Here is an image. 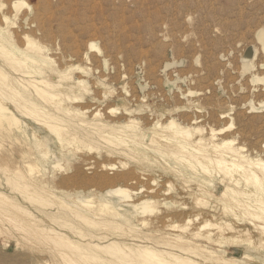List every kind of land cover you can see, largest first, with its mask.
I'll return each instance as SVG.
<instances>
[{
	"label": "rangeland",
	"instance_id": "1",
	"mask_svg": "<svg viewBox=\"0 0 264 264\" xmlns=\"http://www.w3.org/2000/svg\"><path fill=\"white\" fill-rule=\"evenodd\" d=\"M14 1L0 0V28L5 30L8 40L21 50L26 45L24 35L38 42L40 49L50 57L42 66L43 69L51 65L59 71L71 67L74 69L71 71L74 80L79 78L86 81V93L72 88L71 91L83 95L77 102L67 101L66 104L85 111L83 117H79L87 122L80 125L75 117V122L63 123L61 141L42 124L16 112L12 101L0 99L26 123L23 124L24 133L15 129L7 131L5 119L0 116L3 120L0 123V191L15 202L18 200L17 204L23 208L27 206L26 210L39 224L57 229L72 240L82 241L78 233L83 232L88 234L85 238L94 243L99 241L98 236H107L127 245L149 246L154 245L155 240L163 242L169 236L179 234L189 239L192 245L194 242L204 250H224L222 255L225 257H241L246 252L251 255L249 262L264 264V246L260 245L264 235L254 230L247 221L238 222L231 214L222 211L225 200L203 194V190L219 194L228 177L215 172L212 167L209 172L195 163L190 165L178 161L177 156L168 149L161 150L166 145L176 149L174 143H165L159 138L161 136H156L158 143L162 144L158 149H155L156 142L150 143L149 140L155 122L162 124L165 134H173L177 127H202V136L205 138L211 137L209 128H223L214 137V142L233 138L231 140H236L235 145L245 148L243 153L248 157L264 158V82L256 79H264V0H139L140 3L137 1L136 4V0H47L48 7L46 0H21L24 4L16 7L12 5ZM119 28H123V33ZM34 52L38 55L40 51ZM248 62L249 65H246ZM0 65L9 74H15L1 57ZM254 74H261V77ZM70 80H64L63 83ZM93 110L102 111L101 120L108 125H120L125 120L136 118L138 123L135 129L140 127L148 135L146 149L124 154L98 138L94 129L88 125V122H94ZM107 119L112 120L111 123ZM170 121L175 122L173 128L168 125ZM72 132L80 136L82 141H70ZM47 135L49 141L46 140ZM34 136L42 142L41 146H35ZM198 137L195 133L192 138ZM88 144L94 147L90 148ZM46 150L50 151L51 159ZM108 150L111 153H107ZM52 153L59 160L55 161ZM26 161L36 164L31 173H26ZM15 168L22 171L32 188L34 185L36 189L40 188L38 191L48 193V196H43L50 205L26 199L18 189L6 182L5 170L12 171ZM42 172L45 175L38 178L29 175ZM241 180L243 188L248 186ZM114 185H124L130 189L131 203L145 198L153 199L156 201L153 211L136 214L130 206L120 203L119 212H125L122 215L131 224L122 218L112 217L108 212L98 211V204L105 191ZM260 196L264 198V193ZM86 197L92 201L93 206L89 215L90 209L86 204L77 201V198ZM195 197L204 198L205 204H196ZM62 201H65V206L60 204ZM69 208L80 213L85 211L83 214L94 220L106 219L113 223L89 227L84 220L69 212ZM1 213L0 264H64L47 242L38 240L36 232L15 227ZM188 218V231L167 228L173 222L184 224ZM142 220L146 223L142 224ZM203 220L215 226L202 229L201 235L194 238L190 232L198 229ZM226 222L232 224L234 232L225 227ZM116 224L120 228H116ZM71 228L76 229V232ZM166 250L178 252L176 247ZM98 254L107 261L110 259V254ZM189 256L200 264H215L210 259ZM145 263L141 261L139 264ZM97 264L105 262L98 261Z\"/></svg>",
	"mask_w": 264,
	"mask_h": 264
},
{
	"label": "bare ground",
	"instance_id": "2",
	"mask_svg": "<svg viewBox=\"0 0 264 264\" xmlns=\"http://www.w3.org/2000/svg\"><path fill=\"white\" fill-rule=\"evenodd\" d=\"M137 1L139 2V0H136L135 4L138 3ZM41 2H42V0H41ZM46 3H47V0H46ZM126 3H127V1H126ZM19 4H24V2L21 0H15L12 3V5L14 7L18 6ZM40 5H41V3H40ZM47 5L49 6L48 3L46 4V6ZM32 6H34V5L32 4ZM95 7H96V5L93 7V9ZM124 10H125V8L122 11H124ZM138 10H139V8H138ZM34 12L37 13L36 11H34ZM130 12H131V9H130ZM96 13H98V12H96ZM125 13H124V15H125ZM99 14L101 15V13H99ZM97 16H98V14H97ZM120 16H122V15H120ZM32 17H35V16H32ZM47 18L48 17H46V20H47ZM101 19H102V17H101ZM56 20H58V19H56ZM117 21L118 20H116L115 22H117ZM119 22L120 21H118V23ZM47 25H49V24H47ZM136 25H137V23H136ZM133 26L136 27L135 25H133ZM94 28L95 27H93V31H94ZM107 29H108V26H107ZM119 29H122L121 32L123 31V28H119ZM97 32H99V31L97 30ZM93 34L94 33L92 32V35ZM23 38L25 39L26 45H25V48L23 50H21L19 47L12 44L8 40V38L5 34V30L0 28V57L3 59V62L6 65H8L10 67V69H12V71L15 72L14 75L9 74L0 65V99L5 100V101H7V100L12 101V105L14 104L13 107H14L16 112L23 115L27 119H30V120L38 123V124H42L46 129H48L51 132H54L58 136V138H60V140L62 141V138H61L62 136L60 134L63 130L61 128L62 126H64L63 123H67V122H71V121L75 122V117H77L76 122H80V125L85 124V122H87L83 118H80L81 117L80 115H82V117H83V114L85 113V111L74 108L72 106H68L66 104L67 101L68 102L69 101H72V102L76 101L77 102V100L81 97L82 93L80 92V94H77V93L71 91L72 88L75 87L79 91L85 92L87 90V83L85 80L79 79V78L74 80V78H72V76H71V71L74 69L71 67L69 70L59 71L56 68H54L56 66L53 67V65H51L48 69H43L42 66L44 65L46 60L50 58V57H48L49 54L47 55L46 51H43L42 49H40L38 42L33 40L28 35H24ZM77 49H79V48H77ZM30 51H33V53ZM34 51H40V52L37 55V54H35ZM50 51H53V50H50ZM74 51H75V48H74ZM82 51L85 52V50H82ZM236 54H237V52H236ZM259 54H261V53H259ZM85 56H87V55H85ZM241 57H242V53H241ZM256 58H258V57H256ZM234 59H236V58H234ZM260 59H261V57H260ZM168 65H170V64H168ZM246 65H249V62ZM166 67H169V66H166ZM81 71H83V69H81ZM95 72H97V71H95ZM259 76L257 75L256 77H259ZM248 78L251 79V77H248ZM68 79H71V80L69 82L63 83L64 80L66 81ZM256 79L257 80H263V82H264V79H262V78L261 79L256 78ZM248 82H250V84H251V81H248ZM249 87H251V86H249ZM262 88H263V86H262ZM247 89H248V87H247ZM255 89H256V87H255ZM78 90H77V92H78ZM246 92H248V91L246 90ZM250 92H251V90H250ZM85 93H84V95H85ZM249 96H250V94H249ZM259 96H261V95H259ZM254 97H255V95H254ZM261 98H262V96H261ZM253 105H254V103H253ZM263 105H264V103H263ZM256 107H258V106H256ZM111 108H113V107H111ZM116 108H118V107H116ZM251 108L254 109L255 107L251 106ZM126 109L125 110L123 109V110L126 112ZM133 110H135V109H133ZM137 111H139V110H137ZM101 112L99 110L94 111L92 113V116H93L92 120H94V122H91V123L88 122V125H90L92 127V129H94L98 138L100 137L107 144L111 145L115 149H118L119 152L124 153V154L127 152H129V153L135 152L136 150L141 149V148L146 149V143H147L148 135H145V133L141 130L140 127L137 130L135 129V127L138 123L136 118H130L129 120H125L126 122H124L123 124H120V125H114V124L108 125V124H105L102 122V120H101L102 113ZM107 113H108V111H107ZM0 116L4 117V119H5V122H6L5 128L7 131L8 130L14 131V129H15V130H22L24 133L25 130L23 128V124L26 125V123L9 106L4 104L1 100H0ZM224 116H225V114H224ZM111 119H113V118H111ZM2 121L3 120L0 119V123ZM110 121H112V120H108V122H110ZM119 121H121V120H119ZM74 122H72V124ZM168 125L170 128H173L175 125V122L170 121ZM162 129H163V126L161 123H159V122L154 123V127L152 130V136H150L149 140H150V143H151V141L156 142L157 145L155 144L156 145L155 149L162 147V144L158 143V141H157L156 136L158 135V136H161L159 138L162 141H164L165 143H169V144L174 143V146L176 149L171 148L170 145H168L169 147L166 145V148H161V150L162 149H164V150L168 149V151L170 153H172L175 157L177 156L176 159L178 161H181L182 163L185 162V163L190 164V165H193L195 163L198 166H200V168L203 169L204 171H209V172H211L210 167H212L213 170H215V172L224 174L225 177H228L225 181H224V179L220 180V181H224V183H223L224 187L220 191L219 194L216 195L212 191H208V190H203V194L214 197L218 200H223V201L225 200L224 205L222 206V211L231 214L235 218V220H237L238 222H242L244 220L247 221L250 225H252L254 227V230L256 229L258 232H260L261 234L264 235V198L260 196V194L264 193V192H260V191H264V158H250V157H248L247 155H245L243 153L245 148L243 149V146H241L239 144L235 145L234 143H236L235 142L236 140L235 141L231 140L233 138L224 139L221 142H217V141L214 142V139H215L214 137L216 136L217 133L221 132V130L223 128H221V129L218 128L219 130L209 128L210 131L209 130L208 131H209L210 136H211V137H209L210 139L202 136V133L204 132L203 131L204 128H202V127H196V128H191V127H187V126L186 127H180V128L177 127V128H175L176 132H174L173 134H165ZM148 133H149V131H148ZM195 133L197 135H199V137L193 139L192 137ZM261 135H262V133H261ZM43 136H45V135H43ZM47 137H49V136L48 135L46 136V140H47ZM43 138H41V139H43ZM34 139H35L34 144L36 147L42 145V142L37 137L34 136ZM26 140H29V139L26 138ZM50 140H51V138H50ZM69 140L70 141H77V140L82 141L80 136H76L73 132L69 136ZM44 141H45V138H44ZM47 141H49V140H47ZM47 141H45V142H47ZM51 143L53 144L54 142H51ZM27 144H29V142ZM88 146L90 148L94 147V145H92V144H90V145L88 144ZM45 152L48 154V157L50 158V151L46 150ZM92 152H94V151H92ZM103 153H104V151H103ZM107 153H111V151L108 150ZM84 154H86V153H84ZM52 155H53V158L55 159V161L59 160L56 156H54L55 153H52ZM22 156H24V155H22ZM96 156H98V155H96ZM146 157H147V155H146ZM91 161H92V159H91ZM88 162H90V161H88ZM25 165H27V167H28V172H26V173H31V170L34 169L36 164L27 163V161H26ZM39 170L42 171V169H39ZM21 172L22 171H20L19 169L17 170L16 168H15V170L13 169L12 171L10 169L5 170L4 173L6 175V182H8L9 185L11 184L16 190L18 189L17 191H19L21 193V195L23 197H25L26 199H29L31 201H36V203L38 202L40 204H45V205L49 204L50 202H48V200H46V198L43 196V195L48 196V193L47 194L42 193L43 191L41 192V190H39L40 191L39 192L37 189H40V188L36 189V187L34 185L32 188L31 184L25 180V176H23V174ZM29 175H34L35 178L36 177L38 178L42 175H45V173L42 172L39 175H38V173L37 174H29ZM119 175H121V174L119 173ZM91 177H93V176H91ZM124 178H126L125 174H124ZM241 179H243L245 184H248V186L243 188L241 186V183H242ZM93 180H92V182H93ZM124 181H126V180L124 179ZM186 181H188V180H186ZM6 182H5V184H6ZM6 186H7V184H6ZM58 192L60 193V190ZM62 192H64V190ZM95 193H96V191H95ZM201 193H202V191H201ZM195 198H196V200H195L196 204H201V203L205 204V202H206V200L204 198H200V197L199 198L195 197ZM29 200H27V201H29ZM97 200L95 199L96 202H97ZM130 200H131V194H130L129 188H127L124 185H114L112 187H109L105 191V194L102 196V200L100 201V203L97 202V203H99L98 204V211L108 212L109 214H111L112 217L122 218V219H124V221L128 222L127 218L124 217L125 215H122L125 212L122 214L119 212V209L121 206L120 203H123V204L125 203L126 205L130 206L134 213L143 215L146 212L153 211V209L155 207V202H156L153 199H149V198L148 199H146V198L141 199L139 201L137 200L138 202H136V203H131ZM20 201H21V199H20ZM77 201L86 204V207L90 209V211H88V215H89V212H92L91 211V208L93 207L91 205L92 201H90L87 197H86V199L77 198ZM17 202H18V200H17ZM17 202H15L11 197L4 194L3 191L2 192L0 191V211L2 213H4L5 218L7 220H9L11 223H13L15 227H19L22 230L31 229V230H33L34 233L36 232V234L38 236V240L42 239V241L44 240L45 242H47L46 244H49L50 248L55 251L54 253L57 254L58 258H60L64 262V264H97L98 261H103V262H105V264H139L141 261L146 262L145 264H200L198 261L194 260L193 258H190L189 255L196 256V257L197 256L203 257L204 259H210L215 264H253V263L249 262V260L251 259V255H249L246 252H244L241 257H237V256L225 257L224 255H222V253H225L224 250H221V251L219 250L220 253L216 252V251H212V250H204V248L203 249H202V247L200 248V246L194 242L192 245L191 241L189 239H186L183 237L184 235L181 236L179 234L169 236V238L166 241L164 240L163 242L155 240V242H154L155 244L149 245V246L148 245H140V244L127 245V244L120 243L114 239L107 238V236H98L97 240H99V241H97V243H94L92 241L87 240V238H85V237L88 234H83V232L78 233L79 236L82 238L81 239L82 241L72 240L70 237H68V235H65L63 233L56 231L57 229L54 230L53 228H48V226H43V225L39 224L40 222L32 216V214L29 212V210L28 211L26 210V208H28V207L26 206V208H23L21 205L17 204ZM64 202L65 201H62L60 204L65 206L66 204ZM94 204L96 205V203H94ZM182 207L185 208L184 205H182ZM41 209H43V208L41 207ZM69 210H70L69 212L76 214L80 219L84 220L87 223V226L92 227V228L98 227L101 225L102 226L103 225L104 226L110 225L111 223H113V222L106 220V219L105 220H103V219L102 220H94L93 218L89 217L87 214H83L85 211L83 213H80V212H78L72 208H69ZM59 211H60V209H59ZM41 212H43V210ZM93 212H95V211H93ZM40 214H42V213H40ZM98 214H99V212H98ZM195 219H197V217H195ZM63 221H64V219H63ZM189 221H190V219L188 218L184 224H177L176 222H173V223H170L169 227H167V228H170L172 230L176 229V230H180V231H185L186 229H188L186 227V224ZM130 222L131 221H129L128 223L131 224ZM48 223L49 222H47V225H48ZM65 223H67V222L65 221ZM141 223L145 224L146 222H145V220H142ZM223 223H224V221H223ZM226 223L227 224L225 227L228 228L229 230L233 231L234 227L232 226V224L229 222H226ZM81 224H82V222H81ZM9 225H10V223H9ZM21 225H24V226H21ZM132 225H133V222H132ZM212 225H214V224H212L208 220H203V222H201L199 224L198 229H196L193 232L189 231L190 235L193 236L194 238L199 237L201 235L200 232L202 231V229H206L207 227L212 226ZM62 226H65V225H62ZM89 227H87V228H89ZM217 227L220 229L219 225H217ZM64 228H66V227H64ZM116 228H120V225L116 224ZM138 229H140V228H138ZM74 230L76 232V229H74ZM85 231H86V229H85ZM131 231H132V229H131ZM186 231H188V230H186ZM11 232H13V231H11ZM220 232H222V231H220ZM90 233H92V232H90ZM95 233H97V232H95ZM74 236H75V234H74ZM259 236H261V235H259ZM90 237H92V236H90ZM38 240H36V241H38ZM262 242H264V241H260V243H261L260 245L264 246V244H262ZM22 246H23V244H22ZM42 247H43V245H42ZM42 247H40V248H42ZM173 247H176L178 252H171V251L166 250V249H171ZM221 247H223V246H221ZM246 248H247V245H246ZM34 250H36V249H34ZM44 251H46V250H44ZM202 251L204 253H202ZM37 252H38V250H37ZM46 253H48V252L46 251ZM98 253L110 254V259H108V261H107V260L99 257ZM182 254H184L185 256H183ZM43 255H44V253H43ZM52 255H54V254H52ZM46 257L48 258V256H46ZM51 257H54V256H51ZM37 258H38V256H37ZM38 260H40V259L38 258ZM33 261H36V260H33ZM62 261H61V263H62Z\"/></svg>",
	"mask_w": 264,
	"mask_h": 264
}]
</instances>
